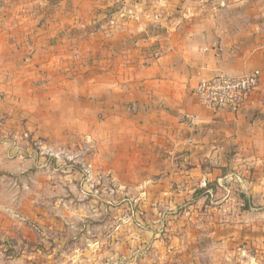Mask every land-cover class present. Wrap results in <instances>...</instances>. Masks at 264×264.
<instances>
[{"label":"crops","instance_id":"obj_1","mask_svg":"<svg viewBox=\"0 0 264 264\" xmlns=\"http://www.w3.org/2000/svg\"><path fill=\"white\" fill-rule=\"evenodd\" d=\"M245 1L0 0V143L58 144L110 176L131 213L109 242L143 245L123 264L177 228L264 235V30ZM252 70L240 108L194 92Z\"/></svg>","mask_w":264,"mask_h":264},{"label":"rangeland","instance_id":"obj_2","mask_svg":"<svg viewBox=\"0 0 264 264\" xmlns=\"http://www.w3.org/2000/svg\"><path fill=\"white\" fill-rule=\"evenodd\" d=\"M242 10L264 30V0H246ZM7 132L0 143V264H123L115 256L143 249L109 242L131 213L122 205L129 196L112 191L110 176L58 144L13 145ZM172 231V243L146 245L145 264H264V235L250 238L246 228L227 229L225 242L201 228Z\"/></svg>","mask_w":264,"mask_h":264},{"label":"built area","instance_id":"obj_3","mask_svg":"<svg viewBox=\"0 0 264 264\" xmlns=\"http://www.w3.org/2000/svg\"><path fill=\"white\" fill-rule=\"evenodd\" d=\"M261 72L252 70L240 75L219 72L201 79L194 92L209 109L240 108L258 89Z\"/></svg>","mask_w":264,"mask_h":264}]
</instances>
